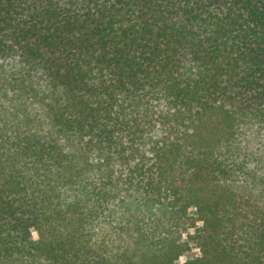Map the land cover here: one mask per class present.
I'll return each instance as SVG.
<instances>
[{"label":"trees","instance_id":"1","mask_svg":"<svg viewBox=\"0 0 264 264\" xmlns=\"http://www.w3.org/2000/svg\"><path fill=\"white\" fill-rule=\"evenodd\" d=\"M0 264H264V0H0Z\"/></svg>","mask_w":264,"mask_h":264},{"label":"rangeland","instance_id":"2","mask_svg":"<svg viewBox=\"0 0 264 264\" xmlns=\"http://www.w3.org/2000/svg\"><path fill=\"white\" fill-rule=\"evenodd\" d=\"M198 230H199V227H196V228H194V229H192V228H188L187 230H185V231L183 232V236L186 237L188 234H194V233L197 232ZM190 245H191L190 250H189L187 253L181 255V256L178 258V261H182V260L185 259L186 257L193 256V255L196 253V247H195V245H194L192 242H190Z\"/></svg>","mask_w":264,"mask_h":264}]
</instances>
